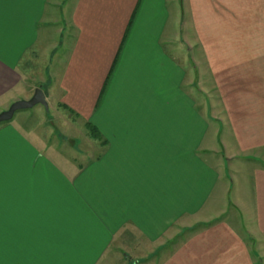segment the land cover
<instances>
[{
	"label": "crops",
	"instance_id": "obj_1",
	"mask_svg": "<svg viewBox=\"0 0 264 264\" xmlns=\"http://www.w3.org/2000/svg\"><path fill=\"white\" fill-rule=\"evenodd\" d=\"M185 2L0 0V264H264V0Z\"/></svg>",
	"mask_w": 264,
	"mask_h": 264
},
{
	"label": "rangeland",
	"instance_id": "obj_2",
	"mask_svg": "<svg viewBox=\"0 0 264 264\" xmlns=\"http://www.w3.org/2000/svg\"><path fill=\"white\" fill-rule=\"evenodd\" d=\"M178 8L180 9L181 13H183L184 8H186V2H185V0H178ZM185 48H183L184 51L187 50V48L186 49ZM196 85H197V88H195L196 90L194 91L195 98H199V100L201 101V103L203 105L206 104L205 102H208V111H209L210 117H214V118H217L218 119L219 118V115L217 113L218 112V109L214 107V103H215L214 102L215 101L214 93L207 92L208 97H207L206 94H202V93L199 94V90H200V87H201V81H200L199 77L196 78ZM37 109H42L43 110V106L42 105H38V106H36L35 110H37ZM35 110H33V111H35ZM49 119H50L49 121H52V119H53L52 116H49ZM49 123H51V125L53 124L52 122H49ZM252 162H255L256 163V164L255 163H252L253 164L252 165V168L256 167V165L263 166L262 165L263 164V161H261V160H258V161L252 160ZM222 169H224L223 170L224 171V175L226 176V179H227L226 181L230 185V190H231L232 180H237L238 179V176H240L239 173H241V171L243 173L245 171V169H247V168L244 166V164H242V165H240V166L237 167V163L236 164L235 163H233V164L232 163L231 164L230 163H226L222 167ZM232 196H233V194H232ZM183 234L184 233H182L180 235V237L175 242L169 243L164 248L156 251L151 256L145 258V260H147V261L148 260L149 261L150 260H152V261L153 260L158 261L159 259H162L163 257H165L167 251L170 250L175 244H177L181 240V238H183V236H184ZM113 254H117V253H112V255ZM122 255H123V253H122ZM123 257H124V260L121 261L120 264H134V263H136L135 261H138V259H139V257L137 256V254L136 253H133V252H128V253L126 252V253H124ZM142 261H144V260H141L140 263H142Z\"/></svg>",
	"mask_w": 264,
	"mask_h": 264
},
{
	"label": "water",
	"instance_id": "obj_3",
	"mask_svg": "<svg viewBox=\"0 0 264 264\" xmlns=\"http://www.w3.org/2000/svg\"><path fill=\"white\" fill-rule=\"evenodd\" d=\"M37 105L49 108L44 91L41 87L37 88L29 100H19L14 102L7 110L0 113V124L11 121L19 111L29 110Z\"/></svg>",
	"mask_w": 264,
	"mask_h": 264
},
{
	"label": "trees",
	"instance_id": "obj_4",
	"mask_svg": "<svg viewBox=\"0 0 264 264\" xmlns=\"http://www.w3.org/2000/svg\"><path fill=\"white\" fill-rule=\"evenodd\" d=\"M88 127H89V129H90V131H91L92 133H97L96 130H95L91 125H88Z\"/></svg>",
	"mask_w": 264,
	"mask_h": 264
}]
</instances>
